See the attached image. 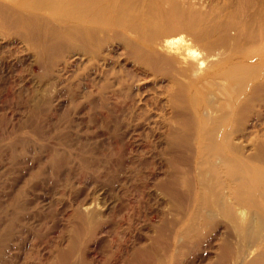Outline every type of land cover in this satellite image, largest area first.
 <instances>
[{
	"label": "rangeland",
	"instance_id": "obj_1",
	"mask_svg": "<svg viewBox=\"0 0 264 264\" xmlns=\"http://www.w3.org/2000/svg\"><path fill=\"white\" fill-rule=\"evenodd\" d=\"M233 1L179 3L193 6L197 29L207 33L232 20ZM160 5L167 9L166 2ZM92 23L96 30L103 26L100 18ZM114 28L140 48L149 45L140 24ZM261 47L254 45L252 58L264 57ZM231 53L235 57L224 64L241 56ZM19 55L14 44L0 47V264H131L133 249L153 241L160 262L213 264L217 243L230 240L237 248L224 219L216 236L180 238V222L173 223L179 216L166 206L169 195L161 187L172 178L171 165L167 144L158 138L164 131L152 121L167 76L152 79L146 70L147 78L132 87L118 79L122 68L114 67L104 81L92 83L85 66L70 71L45 60L12 64ZM182 158L181 168L195 167L185 152ZM90 202L97 207L86 215L82 207Z\"/></svg>",
	"mask_w": 264,
	"mask_h": 264
},
{
	"label": "bare ground",
	"instance_id": "obj_2",
	"mask_svg": "<svg viewBox=\"0 0 264 264\" xmlns=\"http://www.w3.org/2000/svg\"><path fill=\"white\" fill-rule=\"evenodd\" d=\"M161 2L167 9H159ZM231 5L232 20L205 33L196 27L193 6L179 0H0V47L14 44L23 54L12 64L45 60L70 71L85 66L92 83L104 81L114 67L122 68L118 79L132 87L148 71L152 79L167 76L152 122L165 132L158 138L167 144L172 178L161 189L169 195L166 206L179 216L173 223L180 222V238L216 236L224 219L238 246L217 243L213 264H264V57L252 58L255 44H262L259 53L264 49V0ZM162 12L164 19L158 18ZM98 18L103 26L96 30L91 25ZM136 24L148 35L147 47L114 28ZM5 38L11 40L6 44ZM233 49L241 56L224 64L235 57ZM67 50L76 51L64 55ZM184 152L193 169L181 168ZM96 207L90 202L82 209L89 215ZM153 242L136 246L130 263L171 264L158 260Z\"/></svg>",
	"mask_w": 264,
	"mask_h": 264
}]
</instances>
